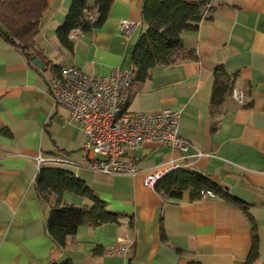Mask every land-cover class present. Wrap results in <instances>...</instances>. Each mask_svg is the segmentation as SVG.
Returning <instances> with one entry per match:
<instances>
[{
	"label": "crops",
	"instance_id": "obj_1",
	"mask_svg": "<svg viewBox=\"0 0 264 264\" xmlns=\"http://www.w3.org/2000/svg\"><path fill=\"white\" fill-rule=\"evenodd\" d=\"M143 0H113L105 21L70 33L71 48L55 35L71 0H47L34 43L41 66L0 36V264H241L253 233L264 264V0H213L211 18L182 33L195 58L155 66L129 91L132 111L179 109L182 151L143 141L135 151L134 175L103 174L84 167L85 136L65 106L55 102L48 80L64 65L88 74L131 67L130 53L140 32ZM121 19L139 23L129 36ZM222 64L235 74L233 89L211 104L213 69ZM40 155L44 161L37 164ZM57 166L84 180L108 209L124 214L119 223L82 224L60 246L47 232L49 206L41 199L36 173ZM170 164L203 172L246 209L219 195L191 200L162 196L143 183L144 173ZM63 202L89 207L82 195L64 192ZM121 239L128 250H106Z\"/></svg>",
	"mask_w": 264,
	"mask_h": 264
},
{
	"label": "trees",
	"instance_id": "obj_2",
	"mask_svg": "<svg viewBox=\"0 0 264 264\" xmlns=\"http://www.w3.org/2000/svg\"><path fill=\"white\" fill-rule=\"evenodd\" d=\"M113 0H71L64 20L56 27L59 43L71 48L70 33L74 29L88 31L100 26L106 19ZM213 0H143L141 19L144 29L135 41L131 53L132 82L145 79L152 68L193 59V51L185 49L182 33L194 30L202 20L211 18ZM47 7V0H0V36L18 45L29 60L39 59L40 48L34 43L39 19ZM40 60V59H39ZM41 61V60H40ZM211 104H220L231 94L235 74L218 64L213 69ZM35 183L41 199L49 206L47 232L64 247L68 236L78 226H97L106 222L119 223L123 213L112 211L79 177L57 166L41 165ZM153 188L169 199H180L184 192L191 200L200 197V190H209L229 203L246 209L245 204L219 187L203 172L177 167L154 184ZM64 192L87 197L89 207H77L63 202ZM257 238L253 233L252 247L241 264H252L257 258ZM50 264H74L70 259ZM187 264H199L189 261Z\"/></svg>",
	"mask_w": 264,
	"mask_h": 264
},
{
	"label": "built area",
	"instance_id": "obj_3",
	"mask_svg": "<svg viewBox=\"0 0 264 264\" xmlns=\"http://www.w3.org/2000/svg\"><path fill=\"white\" fill-rule=\"evenodd\" d=\"M138 24L121 19L119 27L129 36ZM131 83L132 67H113L107 74L94 75L69 64L49 78L52 99L66 107L85 136L82 144L85 157L81 161L84 167L103 174L134 175L138 172L135 151L143 141H155L182 151L187 149L179 137L181 111L168 107L155 111L130 110ZM231 96L238 103H244L242 90L232 89ZM36 160L38 165L44 161L40 155ZM177 167L170 164L148 170L143 176L144 185L152 188L157 180ZM199 194L202 198L214 196L209 190H200ZM128 245V240L121 239L106 253H124Z\"/></svg>",
	"mask_w": 264,
	"mask_h": 264
},
{
	"label": "water",
	"instance_id": "obj_4",
	"mask_svg": "<svg viewBox=\"0 0 264 264\" xmlns=\"http://www.w3.org/2000/svg\"><path fill=\"white\" fill-rule=\"evenodd\" d=\"M32 62L34 64H37L38 66H41V61L39 59L34 58V59H32Z\"/></svg>",
	"mask_w": 264,
	"mask_h": 264
}]
</instances>
